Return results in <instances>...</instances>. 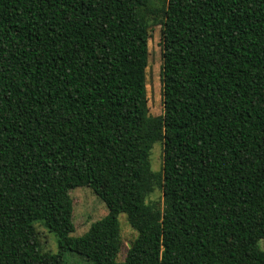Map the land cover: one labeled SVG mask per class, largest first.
<instances>
[{
    "label": "trees",
    "instance_id": "obj_1",
    "mask_svg": "<svg viewBox=\"0 0 264 264\" xmlns=\"http://www.w3.org/2000/svg\"><path fill=\"white\" fill-rule=\"evenodd\" d=\"M80 187L108 215L75 237ZM263 239L264 0H0V264H264Z\"/></svg>",
    "mask_w": 264,
    "mask_h": 264
},
{
    "label": "rangeland",
    "instance_id": "obj_2",
    "mask_svg": "<svg viewBox=\"0 0 264 264\" xmlns=\"http://www.w3.org/2000/svg\"><path fill=\"white\" fill-rule=\"evenodd\" d=\"M156 4L161 5L168 0H154ZM161 26L155 27L152 31V37L149 41V66L147 69V89L149 98V108L152 116H161L164 113L163 105V82H162V34ZM164 146L161 143L154 145L151 155V165L155 172H161L163 168ZM74 202V223L76 231L72 236L79 237L85 235L92 225L108 215V209L89 187H80L71 192ZM163 194L156 190L151 200H162ZM121 234L123 240V249L119 255V262L127 257L128 248L135 240L137 232L131 227L127 215L119 216ZM39 231L40 239L43 243V251L49 253H58V239L56 235L43 225V222L35 223ZM259 247L264 251V239L260 241ZM64 264H93L86 258L67 252L64 258Z\"/></svg>",
    "mask_w": 264,
    "mask_h": 264
}]
</instances>
